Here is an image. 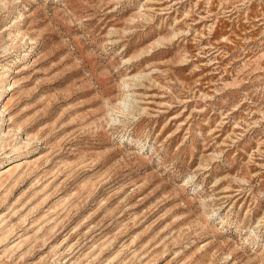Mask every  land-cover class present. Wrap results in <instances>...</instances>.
Wrapping results in <instances>:
<instances>
[{
  "label": "rangeland",
  "instance_id": "374dc122",
  "mask_svg": "<svg viewBox=\"0 0 264 264\" xmlns=\"http://www.w3.org/2000/svg\"><path fill=\"white\" fill-rule=\"evenodd\" d=\"M0 264H264V0H0Z\"/></svg>",
  "mask_w": 264,
  "mask_h": 264
}]
</instances>
